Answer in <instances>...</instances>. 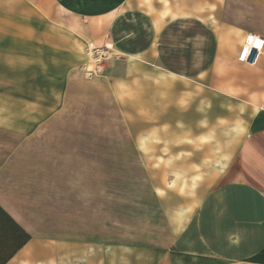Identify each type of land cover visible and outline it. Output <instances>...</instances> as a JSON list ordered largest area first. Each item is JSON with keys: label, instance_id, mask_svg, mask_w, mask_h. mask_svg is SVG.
I'll return each instance as SVG.
<instances>
[{"label": "crops", "instance_id": "1", "mask_svg": "<svg viewBox=\"0 0 264 264\" xmlns=\"http://www.w3.org/2000/svg\"><path fill=\"white\" fill-rule=\"evenodd\" d=\"M53 1L62 15H74L63 20L70 30L81 31L84 24L79 19L86 21L84 32L90 44L109 43L114 55L193 85L195 114L201 115L203 102L210 101L212 114L215 101L225 100L231 130L240 132V138L217 177L194 203L171 210L164 196L156 193L159 229L150 227L155 221L147 217L142 220L144 236L110 240L75 230L83 228V219L74 212L84 210V205H75L72 197L89 195V183L83 182L89 179V171L78 172L81 182L75 187L66 185L71 203L67 200L63 211L62 204L42 201L43 159L34 156L37 161L26 166V155L17 151V157L0 162V206L30 239L4 264H264V0H170L181 6L162 13L139 6V0ZM39 7L48 14L42 4ZM248 34L261 39L254 63L237 58ZM86 47L78 68L86 60ZM73 85V80L66 79L60 99H66ZM116 93L113 114L126 122ZM60 109L61 104L40 119L33 131ZM126 126L133 133L127 122ZM103 143L119 149L112 159L115 163H145L134 139ZM122 149H128L129 155L123 156ZM31 167L34 181L27 182L32 178ZM117 174L115 178H121ZM106 175L98 171L92 176L104 181ZM145 179L151 183L146 168ZM31 187L34 201L26 195ZM151 187L150 196L145 197L147 206L154 203L152 183ZM48 188L54 199L55 185ZM31 211L33 225L26 222Z\"/></svg>", "mask_w": 264, "mask_h": 264}, {"label": "rangeland", "instance_id": "2", "mask_svg": "<svg viewBox=\"0 0 264 264\" xmlns=\"http://www.w3.org/2000/svg\"><path fill=\"white\" fill-rule=\"evenodd\" d=\"M139 1V6L159 13L181 6L170 0ZM72 16L62 15L53 0H0V162L17 157V151L26 155V166L37 161L34 156L41 157L42 188L55 185L56 191L51 199L49 188H43L42 201L62 204L63 211L66 201L71 203L66 185L75 187L81 182L78 172L89 171V179L83 181L89 183V195L72 197L75 205H84V210L74 212L83 219V228L75 230L109 240L144 236L142 220L147 217L155 221L150 227H160L156 193L171 210L194 203L236 150L240 132L231 130L225 100L215 101L212 114L210 101L203 102L201 115L195 114L193 85L156 68L114 55L100 73L105 77L86 78L78 64L92 40L84 32L86 21L79 19L84 24L81 31L64 24ZM66 79L75 85L66 99H60ZM114 91L133 133L123 117L113 114ZM60 104L52 120L33 131ZM116 139H134L145 163L113 162L119 149L103 142ZM57 140L69 144L57 147L52 143ZM122 150L123 156L129 155L128 149ZM32 167L27 182L34 181ZM145 168L155 188L149 206L145 197L152 187ZM98 171L107 173L104 181L92 176ZM30 190L26 195L34 201ZM26 222L33 225L34 212L26 214Z\"/></svg>", "mask_w": 264, "mask_h": 264}, {"label": "built area", "instance_id": "3", "mask_svg": "<svg viewBox=\"0 0 264 264\" xmlns=\"http://www.w3.org/2000/svg\"><path fill=\"white\" fill-rule=\"evenodd\" d=\"M261 48V39L252 34L246 35L243 45L240 47L238 53V60L254 63L257 54ZM114 56L111 44L104 45H87L86 60L79 66L80 73L86 78L92 79L99 75L106 63Z\"/></svg>", "mask_w": 264, "mask_h": 264}, {"label": "trees", "instance_id": "4", "mask_svg": "<svg viewBox=\"0 0 264 264\" xmlns=\"http://www.w3.org/2000/svg\"><path fill=\"white\" fill-rule=\"evenodd\" d=\"M29 239V233L0 206V264H4Z\"/></svg>", "mask_w": 264, "mask_h": 264}]
</instances>
